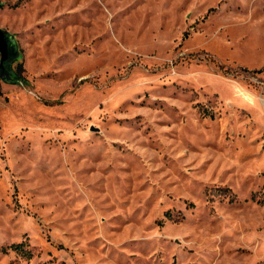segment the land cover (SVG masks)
<instances>
[{"label":"rangeland","instance_id":"obj_1","mask_svg":"<svg viewBox=\"0 0 264 264\" xmlns=\"http://www.w3.org/2000/svg\"><path fill=\"white\" fill-rule=\"evenodd\" d=\"M0 27V264H264V0H0Z\"/></svg>","mask_w":264,"mask_h":264},{"label":"water","instance_id":"obj_2","mask_svg":"<svg viewBox=\"0 0 264 264\" xmlns=\"http://www.w3.org/2000/svg\"><path fill=\"white\" fill-rule=\"evenodd\" d=\"M18 53V44L14 36L0 27V76L10 79L9 64Z\"/></svg>","mask_w":264,"mask_h":264},{"label":"trees","instance_id":"obj_3","mask_svg":"<svg viewBox=\"0 0 264 264\" xmlns=\"http://www.w3.org/2000/svg\"><path fill=\"white\" fill-rule=\"evenodd\" d=\"M257 200L259 203L264 204V191ZM10 246L13 247L15 250H17L18 252L22 253L23 255L26 256L31 255L30 251L24 248V242L12 243Z\"/></svg>","mask_w":264,"mask_h":264}]
</instances>
